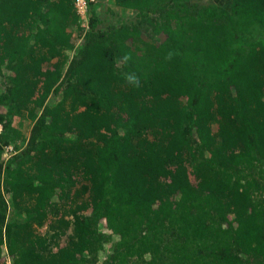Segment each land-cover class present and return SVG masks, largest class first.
<instances>
[{
    "label": "trees",
    "instance_id": "1",
    "mask_svg": "<svg viewBox=\"0 0 264 264\" xmlns=\"http://www.w3.org/2000/svg\"><path fill=\"white\" fill-rule=\"evenodd\" d=\"M108 1L0 0V264H264V0Z\"/></svg>",
    "mask_w": 264,
    "mask_h": 264
},
{
    "label": "rangeland",
    "instance_id": "2",
    "mask_svg": "<svg viewBox=\"0 0 264 264\" xmlns=\"http://www.w3.org/2000/svg\"><path fill=\"white\" fill-rule=\"evenodd\" d=\"M94 2V1H93ZM95 2L98 3V13L102 15V18L104 19V24L108 25L110 22H118V21H128L132 18L135 17V13L132 12L131 10L122 8L121 6H115L113 4H109L108 0H95ZM82 22V21H81ZM77 33V32H76ZM76 50L73 49V51L71 52L74 53V51ZM2 109V108H1ZM25 117V116H24ZM23 118L22 117H16L14 118V121H18L19 120V124L22 125L23 130L24 131H28V129L30 128V125H32V121L29 120L28 118ZM2 125V123H0ZM3 127V125H2ZM10 156V155H9ZM4 157H8L5 156ZM11 202V201H9ZM10 215V213H9ZM16 215V214H15ZM48 225L45 224L43 227L39 228L40 232H45V230L47 229ZM7 256V253H4ZM8 261H11L10 257L7 256Z\"/></svg>",
    "mask_w": 264,
    "mask_h": 264
},
{
    "label": "built area",
    "instance_id": "3",
    "mask_svg": "<svg viewBox=\"0 0 264 264\" xmlns=\"http://www.w3.org/2000/svg\"><path fill=\"white\" fill-rule=\"evenodd\" d=\"M92 1L95 0H75V6L77 8V11L80 15V20L82 21V24L84 26L88 25V18H87V13L89 10V5ZM2 130V125L0 124V132ZM15 151L14 145L13 144H7L5 148V156H9L12 152Z\"/></svg>",
    "mask_w": 264,
    "mask_h": 264
},
{
    "label": "clouds",
    "instance_id": "4",
    "mask_svg": "<svg viewBox=\"0 0 264 264\" xmlns=\"http://www.w3.org/2000/svg\"><path fill=\"white\" fill-rule=\"evenodd\" d=\"M128 79H129V80H133V79H134V77H131V76H130V77H128Z\"/></svg>",
    "mask_w": 264,
    "mask_h": 264
}]
</instances>
